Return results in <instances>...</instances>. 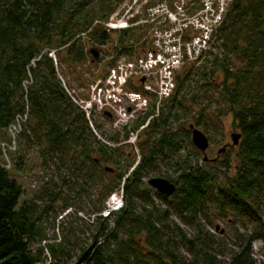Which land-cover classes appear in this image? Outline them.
<instances>
[{
    "label": "trees",
    "instance_id": "trees-1",
    "mask_svg": "<svg viewBox=\"0 0 264 264\" xmlns=\"http://www.w3.org/2000/svg\"><path fill=\"white\" fill-rule=\"evenodd\" d=\"M122 4L0 0V134H7L0 157H11V169L0 161V264H264L253 249L261 241L264 258V0H232L209 48L176 72L174 94L162 101L159 111L158 99L152 97L148 110L136 111L132 126L119 130L111 124L108 133L93 120L94 115L109 120L103 112L88 114L83 109L88 95L79 96L78 104L63 86L58 62L63 55L65 63L83 64L94 57L89 45L98 50L109 43L118 57L112 60L113 68L119 57L140 58L150 41L149 25L141 26L148 31L140 35L138 18L131 20L135 25L120 31L114 41L104 25ZM199 8L197 0L188 13ZM138 46L143 53H137ZM97 70H91L92 76ZM187 116L190 130L193 125L205 133L214 119L231 116L242 135L236 150L228 148L221 163L204 161L198 152H183L179 125L183 120L185 130ZM140 126H146L142 134L148 138L139 144L142 154L137 161L126 146L128 130L134 133ZM12 127L17 128L15 137ZM35 145L45 166L51 163L70 174L71 189L80 182V196L87 187L98 189V200H90L87 212L90 242L75 261L66 248L71 237L48 243L38 204L21 203L24 189L10 170L23 169V151ZM159 166V177L176 185L171 197L146 182ZM47 192L50 203L44 212L64 200L60 190ZM114 195L122 197L123 206L105 215ZM173 210L193 230L192 236L172 219ZM215 219L234 224L233 242L216 234L222 231Z\"/></svg>",
    "mask_w": 264,
    "mask_h": 264
},
{
    "label": "rangeland",
    "instance_id": "rangeland-1",
    "mask_svg": "<svg viewBox=\"0 0 264 264\" xmlns=\"http://www.w3.org/2000/svg\"><path fill=\"white\" fill-rule=\"evenodd\" d=\"M185 2V9L188 12V6L190 5L191 7V0H123V4L118 8V11L113 15V20L116 22H127L131 20H134L138 18L137 20L139 21L140 29H139V34L144 35L146 34V31H148V28L145 31V28H142L141 26L145 25H152L150 24L151 22L148 21L147 23V16L148 14V7L150 6H157L155 9H159L162 6H164L163 10L165 11L166 8H169L171 11L175 12L177 6L181 5L182 2ZM197 3V2H196ZM196 3L194 6H196ZM193 7V6H192ZM157 11V10H155ZM130 26L133 27L130 23ZM138 26V25H135ZM119 32L118 31H112L111 36L113 41L119 38ZM150 34V33H149ZM149 34L147 33V36L149 37ZM132 44V41H130ZM113 43H109L102 47V49H96V47H93L92 45H89L88 48H90V51L92 49H96L99 52V57L96 59V63L93 62V58L88 59L83 64L80 65H70L68 63H65V59L62 55L61 60L58 62V76L60 80L62 81V84L65 88H67L68 92L74 97V99L78 102V104L81 102L79 96H86L88 95L89 101L87 104L82 105L84 108L88 109H94L98 113L100 108L104 106H108L110 108H113L116 110V124L119 126H132V123L137 120V116H133L131 118V114L133 113H124V107H126L128 104H131L134 108H137L141 106L142 104L139 101H136V98H133L132 96L127 97V95L124 93L123 88H125L126 85V77L124 74V70L126 69L125 66H127V63H130L133 61V65L130 66L131 70L128 73V77H132V80L134 82L139 81V73H142L137 65V60L134 58L133 60L131 59L130 56H122L119 57L118 67H114L113 65V59L118 58L117 55H115L113 51ZM141 46V45H140ZM151 43L150 41L147 42V46L144 50V54L150 50ZM115 48V47H114ZM139 47L137 48L138 54L143 53V50H141ZM115 50V49H114ZM143 55V54H142ZM141 55V56H142ZM51 56L55 58L54 52L51 53ZM135 60V61H134ZM203 60L202 62H204ZM202 62H199L195 65H193L194 68H197L199 65L202 64ZM191 67V66H190ZM97 68L98 70L96 71V75L92 76L93 72H91L92 69ZM115 70V71H114ZM119 70V71H117ZM114 71V72H113ZM92 74H91V73ZM113 72V74H112ZM117 72V73H116ZM116 73V74H114ZM106 74H111L108 75L109 79H111L113 76H115L114 79L117 80L116 77L120 79V83L117 84L115 83L116 80H112V85L115 84V86H108L106 90V98L105 101H100L97 98L98 92H95V94H91L90 90L88 93H86V86H88V83L91 82V79L98 80L100 78H104ZM94 77V78H93ZM124 77V79H123ZM125 80V84L123 87V81ZM137 80V81H136ZM130 81V80H129ZM96 82V81H95ZM94 82V83H95ZM101 84L104 82H97V84ZM96 85L93 86L96 88ZM94 88V89H95ZM122 88V89H121ZM132 88V87H130ZM140 88L142 87H135L132 89V91L139 92ZM93 89V91H94ZM127 89L129 90V87L127 85ZM119 94V95H118ZM120 96V97H119ZM218 94L216 95V97ZM132 98L133 101L130 100ZM144 101V99L142 100ZM217 102V101H216ZM214 106L217 108L219 107V104L216 103ZM153 103V100L151 98H147L144 101V110H148V108L151 107ZM81 104V103H80ZM121 107L123 109H121ZM214 108V107H213ZM143 110V111H144ZM186 119L187 124H185V130L183 129V120L180 121V129H179V137H180V144H182V151H186L192 154H196V152L199 153L198 157L200 159L204 158V154L199 152L195 146L192 143V131L190 130V124L192 120L187 116L184 118ZM93 120L97 121V124L102 126V130L109 131V128H111V124L115 123V120L109 119L107 120L106 118H101V116L94 115ZM214 123H212L211 129L209 133H205L202 128L198 127V129L202 130L209 138H210V146L209 149L206 152V156L208 157V160H211L214 162H223L225 158L228 156L226 153H222L219 155V150L223 149L225 146L229 148L230 150L235 151V147L230 146L232 144V134L238 133L239 131L236 130L233 127V121L231 116H223L220 121L214 119ZM194 124V123H192ZM196 125V124H195ZM137 130V129H135ZM129 137L131 135V131L128 130ZM132 131H134V127H132ZM188 132V133H187ZM108 133H111L109 131ZM142 126L140 128L132 133L129 142H135V143H130L128 146H126V151L127 153L129 151H132V160L136 159L137 161L141 157L142 152L140 151L139 144L140 143H145L147 141L148 135L147 134H142ZM7 134L4 132L0 134V150L3 144V140ZM137 139V140H136ZM3 148V147H2ZM8 148V146L4 147ZM40 147L38 145L33 147L32 149H28L24 152V157H25V163L23 166V169L21 170H15L12 169L11 174L14 176L19 183L22 184L23 189H24V195L22 197L21 203L27 201H33L38 204L37 208V215H41V221H40V226L42 227V230H44L45 235L47 236V242L49 243H54L55 241L57 243L64 241L66 238L71 237V244L67 243L66 248L70 249L72 251L74 256V261H75V256L79 254V251L81 250L82 246H86V242H90V218L88 216V211L91 210L90 207V202L98 200L97 197V187L94 185L92 187H87L86 191L82 193L80 196V191L82 192L80 188V182L77 187L71 189V183L70 180V174H65L64 172L58 171L51 163L47 166L44 165V158H42L40 154ZM4 157H0V161L3 159L4 161L7 162L11 159L10 155L4 153ZM9 156V157H8ZM233 156H231L232 158ZM206 160V161H208ZM234 160V157L232 158ZM205 161V160H204ZM137 163V162H136ZM103 167L109 168L108 166ZM161 166H159L157 169H153L152 172L149 174V176L146 178V182L153 178V177H159L161 174H163L160 171ZM11 169V167L9 168ZM63 175L65 176V179L67 180L66 185H64L62 177ZM67 177H70L69 179ZM49 188V191L51 190L52 193L54 191L60 190L62 193V198L64 200H59L58 203L53 204V211H45V206L50 203V192H47V189ZM79 190L77 191V189ZM115 196V195H114ZM75 198V199H74ZM91 198V199H90ZM91 200V201H90ZM156 201L161 204L164 208L167 207L168 205L159 201L158 198H156ZM71 204V206L65 207V204ZM79 207L84 208L83 210H80L79 212L76 213V210L79 209ZM122 207V204L120 202V198L112 197V199L109 201V206L108 210L110 211H116ZM67 208V209H64ZM64 210V211H63ZM94 218L91 217V220ZM172 219L179 223L185 231L189 234V236L193 235V230L185 225L182 220L179 218L177 213L173 210L172 211ZM215 224L219 226V231H222L221 233H216L219 236H226V239L230 240V242H233L234 240V232L236 227L234 224L229 223L223 219H215ZM208 229L213 232V229L211 227H208ZM70 232L72 234L70 235ZM88 240V241H87ZM45 243H43L44 245ZM39 244H35L34 247H38ZM261 248H262V242L261 241H256L253 245V249L255 251V256L258 260H261L263 256H261ZM183 252V250H182ZM185 253V252H183ZM186 255V253H185Z\"/></svg>",
    "mask_w": 264,
    "mask_h": 264
},
{
    "label": "built area",
    "instance_id": "built-area-1",
    "mask_svg": "<svg viewBox=\"0 0 264 264\" xmlns=\"http://www.w3.org/2000/svg\"><path fill=\"white\" fill-rule=\"evenodd\" d=\"M191 1V7L190 5L188 6L189 10L197 2V0ZM198 1L200 3V8L192 13H188L186 11L184 1L181 5L177 6L175 12L171 11L169 8H166V10L164 11V6L159 9H155L157 8V6H153L148 9L149 16L146 17V21L147 23L148 21H150V24H152L149 25V38L151 43L150 50L140 56V58L135 59L137 60L136 63L138 65L139 70L142 72L137 74L139 75L138 82H134L132 80L133 76L129 79L128 73L131 70L130 66L133 65V61L127 63L128 65L125 66L126 69L124 70V74L126 77V85L125 88H121L122 90H124V93L127 95V97L132 96L133 98H136V101H139L142 104L137 108H134L131 104H128L126 107L123 105L125 114L133 113L130 115L131 118L132 115L135 116L137 110H144V101L147 98L153 97L158 99L157 112L159 111L162 101L171 98L176 88V72L179 71L186 63L197 61L202 56V54L209 48L210 42L212 41V37L217 31V29L222 25L227 12V8L232 2V0ZM138 24L139 23H137V25ZM104 25L107 28L108 32L121 31L131 27L130 21L124 23L116 22L115 20H113V17L109 20V22L105 23ZM133 25L135 24H132V26ZM116 67L119 68L120 66ZM109 75L111 76V74ZM109 77L100 78L90 86L91 94L94 95L95 92H98L96 97L99 98L98 100L102 102L105 101V98L107 96V87L115 86V84L112 85V80H116L114 79L115 76H113L111 79H109ZM116 78L117 80L115 81V83L118 86V84L120 83V79L118 77ZM141 78H146V83L139 90V92L132 91L133 85H140ZM97 82L104 83H98L96 85ZM124 84L125 80L123 81V87ZM95 85L96 88L93 87ZM127 85L129 87V90L127 89ZM103 92H105V95L103 94ZM143 99L144 101H142ZM130 100L133 101L132 98H130ZM87 102L85 104H87ZM83 109L88 114L92 113V111L95 110L94 108L92 110L90 109L89 111L88 109H86V107H83ZM121 109L123 108L121 107ZM100 111L103 112L105 116H107L106 113H109L111 115L107 117L110 120H115L114 126L116 128L121 130L124 127V125L119 126L118 124H116L115 109L110 108L108 106H104L100 108L99 112ZM146 126H143L142 129H144ZM16 129L17 128L12 127L10 130L11 134L14 137V132ZM129 140L127 141L128 143H135L129 142ZM122 143H124V141ZM13 146H15V142L13 143ZM10 167L11 164L8 161L7 168ZM113 197L120 198V202L123 206V199L121 196L115 195ZM109 212L110 210L106 211L105 215H108Z\"/></svg>",
    "mask_w": 264,
    "mask_h": 264
},
{
    "label": "water",
    "instance_id": "water-1",
    "mask_svg": "<svg viewBox=\"0 0 264 264\" xmlns=\"http://www.w3.org/2000/svg\"><path fill=\"white\" fill-rule=\"evenodd\" d=\"M92 54L94 55L95 59L99 57V52L96 49L91 50ZM143 82L145 79L142 80ZM192 130V143L195 146L197 150H199L201 153L204 154V160H208V157L206 156V152L209 149L210 146V139L208 136L200 129L191 126ZM242 138V135L240 133H234L232 134V141L233 144L230 146L236 147L239 145L240 140ZM227 150V146H225L223 149L219 150V155L222 153H225ZM149 184L151 187L156 189L158 192H160L163 195H166L167 197H171L175 191H176V185L165 178H152L149 180Z\"/></svg>",
    "mask_w": 264,
    "mask_h": 264
}]
</instances>
